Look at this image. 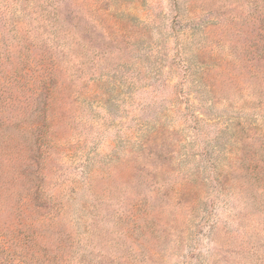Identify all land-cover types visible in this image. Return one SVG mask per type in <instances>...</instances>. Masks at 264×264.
<instances>
[{
  "label": "rangeland",
  "instance_id": "374dc122",
  "mask_svg": "<svg viewBox=\"0 0 264 264\" xmlns=\"http://www.w3.org/2000/svg\"><path fill=\"white\" fill-rule=\"evenodd\" d=\"M263 9L0 0V264H264Z\"/></svg>",
  "mask_w": 264,
  "mask_h": 264
},
{
  "label": "trees",
  "instance_id": "16d2710c",
  "mask_svg": "<svg viewBox=\"0 0 264 264\" xmlns=\"http://www.w3.org/2000/svg\"><path fill=\"white\" fill-rule=\"evenodd\" d=\"M263 3H264V0H261ZM255 3H258L259 0H254ZM261 13H262V16H263V19H264V9L261 10ZM262 30H263V34H264V23H263V27H262ZM38 199H40L42 202H47V201H50L51 198H54L52 195L50 194H47L45 191H41L40 195H35ZM15 235L12 234L10 237H14ZM24 239H28L27 242H30V240H32V237L29 238V235H25L24 236ZM23 261H25V258L22 259ZM27 262V261H26Z\"/></svg>",
  "mask_w": 264,
  "mask_h": 264
}]
</instances>
